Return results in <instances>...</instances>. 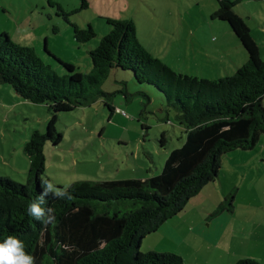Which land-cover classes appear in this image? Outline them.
<instances>
[{
    "label": "rangeland",
    "instance_id": "obj_1",
    "mask_svg": "<svg viewBox=\"0 0 264 264\" xmlns=\"http://www.w3.org/2000/svg\"><path fill=\"white\" fill-rule=\"evenodd\" d=\"M230 1L264 61V0ZM85 2L86 6L80 0H0V34L33 49L59 75L67 74L60 61L83 75L90 71L88 52L109 32L106 19L131 21L142 47L177 75L218 80L232 76L247 60L229 24L214 18L216 0ZM89 26L94 38L86 43L75 39L76 28L86 31ZM100 90L110 97L58 114L55 127L62 142L44 144L45 177L55 187L151 178L161 172L168 154L185 142L176 112L165 107L152 86L138 84L131 72L110 70ZM49 119L46 106L25 101L0 84L1 177L26 183L29 161L24 146L32 132L46 133ZM90 204L98 213L106 208ZM110 208L125 210L122 203ZM166 224L143 238L140 253L174 254L183 264H235L245 259L264 264V135L254 149L224 155L214 184L205 186ZM83 247H68L55 264H73Z\"/></svg>",
    "mask_w": 264,
    "mask_h": 264
},
{
    "label": "trees",
    "instance_id": "obj_2",
    "mask_svg": "<svg viewBox=\"0 0 264 264\" xmlns=\"http://www.w3.org/2000/svg\"><path fill=\"white\" fill-rule=\"evenodd\" d=\"M80 1L86 6L85 0ZM216 2L214 18L229 24L247 54L232 76L218 80L175 74L142 47L131 21L106 19L110 30L88 52L91 69L85 75L61 61L67 74L59 75L33 49L0 34V84L50 112L46 133L32 132L24 146L29 161L26 183L0 176V243L9 236L20 240L34 264L61 262L64 250L73 246L80 250L84 246L73 264H183L174 254L140 253L143 238L156 233L205 186L214 184L224 155L252 150L264 135V61L259 47L235 14V3ZM74 35L81 43L95 37L90 26L86 31L76 28ZM45 51L48 53L46 46ZM112 69L131 72L138 84L152 86L165 107L176 112L185 130V142L168 154L161 172L151 178L77 181L67 187L71 200L46 195L41 207L46 215L49 208L53 210L55 223L43 224L27 214V207L44 191L43 182L49 181L45 177L44 144L49 141L58 146L62 142L55 127L58 114L110 97L100 88ZM104 105L113 111L109 102ZM90 202L106 208L98 213ZM112 203H122L125 210L111 212ZM85 237H90L87 242L82 239ZM235 264L258 263L245 259Z\"/></svg>",
    "mask_w": 264,
    "mask_h": 264
},
{
    "label": "clouds",
    "instance_id": "obj_3",
    "mask_svg": "<svg viewBox=\"0 0 264 264\" xmlns=\"http://www.w3.org/2000/svg\"><path fill=\"white\" fill-rule=\"evenodd\" d=\"M43 183L44 191L28 204L27 214L43 224L55 223L53 210L49 208L46 215L45 209L41 207L45 202L44 197L51 193L55 198L71 200L72 195L67 188H57L49 181ZM0 264H34V258L25 253L24 244L20 240L9 236L4 243H0Z\"/></svg>",
    "mask_w": 264,
    "mask_h": 264
},
{
    "label": "crops",
    "instance_id": "obj_4",
    "mask_svg": "<svg viewBox=\"0 0 264 264\" xmlns=\"http://www.w3.org/2000/svg\"><path fill=\"white\" fill-rule=\"evenodd\" d=\"M168 221H170V220H168ZM168 221H167V222H168ZM167 222H166V223H167ZM166 223H164L163 225H167ZM168 228H169V227H167V229H168ZM170 231H171V230H170Z\"/></svg>",
    "mask_w": 264,
    "mask_h": 264
}]
</instances>
